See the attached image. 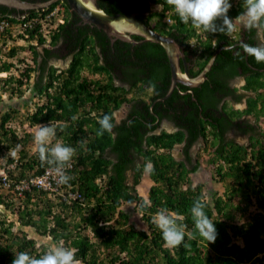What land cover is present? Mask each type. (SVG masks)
<instances>
[{"label": "trees", "instance_id": "obj_1", "mask_svg": "<svg viewBox=\"0 0 264 264\" xmlns=\"http://www.w3.org/2000/svg\"><path fill=\"white\" fill-rule=\"evenodd\" d=\"M99 2L111 14L138 11L140 19L185 44L187 60L194 65L189 68L191 76L199 75L215 50L223 48L203 82L197 86L180 82L168 94L172 72L161 43L113 42L104 30L69 11L65 23L52 34L54 47L43 52L35 48L36 63L21 76L13 73L11 63H4L0 71L9 70L10 75L0 76V98L3 92L23 94L22 87L30 86L36 74L33 85L43 101L26 120L56 128L49 147L59 142L75 149L68 162L72 167L67 168L72 179L64 186L82 198L70 193L64 198L57 191L53 195L34 187L17 204L16 193L1 191L0 264H12L21 251L42 255L52 244L73 249L76 264H264V62L239 48L241 41L255 45L264 39L255 29L242 28L236 37L217 30L204 31V38L200 28L181 22L176 13L172 23L164 21L173 8L166 0ZM158 2L163 3L162 10L152 8ZM242 8L243 0H238L227 15L234 18ZM0 14L18 20L15 9L0 6ZM216 23L219 29L222 18ZM30 31L34 35L35 29ZM53 58L69 64L59 68L51 63ZM241 77L246 79L244 92L231 87ZM247 93L251 95L244 109L234 108L226 99L239 101ZM205 103L213 107L210 112L202 111ZM122 109L128 113L119 119ZM12 111L0 115V158L5 165L17 162V176L29 178L50 166L40 160L38 145L34 151L27 148L34 132L24 128L21 135L17 127L8 125ZM113 113L112 131L97 136L99 118ZM244 114L254 115L255 120H241ZM246 134L249 141L237 139ZM178 146L180 157L174 154ZM197 147L209 152L206 159ZM17 149L18 154L9 155ZM203 163L223 184V191L208 194L205 183L193 179ZM146 169L152 180L147 196L137 188ZM197 198L216 223L215 241L194 235L190 208ZM145 200L151 203L142 207ZM125 204L137 206L146 229L131 222ZM161 209L184 226L185 240L178 246L166 245L152 222ZM20 225L34 228L48 241L39 244L27 231L19 233Z\"/></svg>", "mask_w": 264, "mask_h": 264}, {"label": "clouds", "instance_id": "obj_2", "mask_svg": "<svg viewBox=\"0 0 264 264\" xmlns=\"http://www.w3.org/2000/svg\"><path fill=\"white\" fill-rule=\"evenodd\" d=\"M237 1L238 0H166L173 8L168 9L164 21L172 23L173 14L176 13L181 22L185 24L190 23L193 27L200 28L199 32L203 34L204 38H206V33L204 31L214 33L217 30L227 33L231 37H236L239 33L236 31L238 27L240 30L241 28L245 30L255 29L258 34L264 36V0H243V8L239 14L234 18L229 17L227 13L233 5L237 4ZM55 2L59 3L49 11L50 5ZM55 2L49 5L27 9L0 4V6L15 9L16 14L14 17L18 19L10 21L6 17L2 18L0 14V67L4 63H11V65H13V73L17 76H21L22 71L27 66L36 63V57L33 52L35 48L43 52L46 47H54L51 44L52 34L59 28L60 24L65 23L68 17L67 13L73 11L66 0H58ZM64 2L69 6V10ZM163 6L162 2L152 4V8L155 10H162ZM32 10L37 11V13H33L34 15H32ZM135 12L138 13V11ZM221 18L222 25L218 29L216 22ZM152 27L154 28V26ZM32 28L35 29L34 35L32 31H30L33 30ZM40 38H43V42H41ZM218 48L222 49L223 47ZM239 48L242 49L243 54L246 56L254 58L257 62H264V43L253 45L241 41L239 43ZM13 50H15L14 53L12 52ZM30 57L34 58L35 61H33V63L30 62ZM58 60L63 59L58 58ZM58 60L53 58L51 61L57 63ZM182 73L185 74L183 69ZM9 75V70L0 71V76L6 77ZM188 75L190 77H196L190 74ZM239 79L246 82V79L243 77ZM245 82L243 84H245ZM25 85L28 84L25 83L24 86ZM239 91L244 92L245 90L244 88H240ZM238 105L242 106L239 109H244L245 102L242 101ZM249 116H252V114H248L246 117ZM73 119H75V117H73ZM114 120V113L104 114L99 118V127L96 131V135L103 136L105 132H111L114 127ZM55 135L56 128L54 126L51 124H43L35 132L33 139L38 145L40 160L52 166L58 176L59 183L67 184L72 177L65 171V167L72 159L75 149L71 145L59 142L49 147V141ZM15 154H18L15 150L9 153V155L13 156ZM4 162L3 159L0 160V172L4 170L11 177H20L17 176V173L20 172L17 162L12 161L7 165H5ZM146 168L150 170L152 165L148 163ZM1 191L9 193L6 190H0V192ZM79 195V197L82 198L80 193ZM15 199L18 198L15 197ZM150 203V201L145 200L141 206L147 207ZM205 207V203L200 198H197L192 202L190 214L195 229L194 235L198 234L208 242H211L215 241L217 238L216 223L209 218L205 211ZM152 222L161 230L162 239L166 245L175 247L184 242V226L179 224L174 215L169 214L167 209H161L156 212L152 217ZM12 264H76V260L73 249L64 246H55L49 248L39 256H33L26 251H21L18 254L15 253Z\"/></svg>", "mask_w": 264, "mask_h": 264}, {"label": "water", "instance_id": "obj_3", "mask_svg": "<svg viewBox=\"0 0 264 264\" xmlns=\"http://www.w3.org/2000/svg\"><path fill=\"white\" fill-rule=\"evenodd\" d=\"M58 0H0V4L14 6L16 8H36L49 5ZM71 9L82 18L84 23H89L104 30L113 40L122 39L133 44L143 41H154L161 43L169 57L172 72V84L170 94L178 83L190 86H197L207 77V72L212 68L216 56L221 48H218L207 62L203 71L196 77H190L188 72L182 73L179 41L167 34H164L138 17L137 12L111 14L105 10L99 0H66ZM141 35L142 40L138 41L133 35ZM183 55V53H182ZM185 58V57H184Z\"/></svg>", "mask_w": 264, "mask_h": 264}, {"label": "rangeland", "instance_id": "obj_4", "mask_svg": "<svg viewBox=\"0 0 264 264\" xmlns=\"http://www.w3.org/2000/svg\"><path fill=\"white\" fill-rule=\"evenodd\" d=\"M239 30L240 29L238 27L236 31L239 32ZM236 31H234V32H236ZM260 36L262 39H264V36H262L261 34H260ZM30 59H31L30 62H32V63H33V61H35L34 58H32V57H30ZM62 62H63V60L58 61L56 64L57 65L63 64ZM61 66L63 67L64 65H61ZM61 66H58V67L62 68ZM35 75L36 74H34L32 76L33 82L35 81ZM33 82L30 83L31 84L30 86L25 85L23 87L24 92L21 95L15 94L14 96H12L8 92H3L2 96L0 98V115L3 113H6L7 111H10V110L12 111V109H15V108H17L19 110L18 112L12 111V115H14V118L12 119L11 122L8 123V125H13L14 127H17V129L19 130L21 135L24 134V128H27L28 131H32L35 133L38 130V128L41 126V125H31L26 120L27 115L29 113H32L33 111H35L38 103L43 101V98L37 94L36 89L34 88ZM244 82L245 81L242 79H238L236 81V83H238L240 86ZM124 109H122L121 111H119L117 113L119 119L122 117V115L124 113L123 112ZM249 118L251 120L255 119L254 116H249ZM262 120H264V118ZM22 121H24V122H22ZM0 122H1V118H0ZM261 124L264 127V123L261 122ZM237 139L241 142H244V141L247 142L246 141L247 136H245V137L244 136H240V137L238 136ZM27 146H28L27 148L29 150L34 151L37 147V144L33 140V141H30ZM200 148L201 147H199V148L197 147L196 151H200V156L203 159L204 158L206 159L209 155V152H207L206 150H204V151L200 150ZM15 152L19 153L18 149L15 150ZM174 154L177 157H180L181 151H180L179 146L174 150ZM0 160H2V159H0ZM206 165H207L206 163H203L201 168L198 169L197 172H195L193 174V179L196 182L203 181L206 185V190H207L208 194H210V192L212 190H216V189L223 191V184L221 182H217L216 179L213 178L212 170H210L208 168V166H206ZM130 180H131V182L133 181L132 177L130 178ZM151 184H152V180L150 177H148V170L146 169L144 171V177L142 179V182H141V184L138 185L137 188L141 194L147 196V194H148L147 192H148ZM16 201H17V204L20 203L19 199H17ZM124 208L130 213V220H131V222L136 224L137 227H139L140 229H146L148 227V224L142 219V212L138 210V208L135 204H125ZM16 210H18V208H16ZM16 230H19V233L21 230L27 231L29 236H32V237L34 236L38 239L39 244H43L42 242L46 243L48 241L46 237L41 236L40 234L35 232L34 228H32V227L20 225L19 227L16 228ZM55 246H60V245L52 244V247H55Z\"/></svg>", "mask_w": 264, "mask_h": 264}, {"label": "built area", "instance_id": "obj_5", "mask_svg": "<svg viewBox=\"0 0 264 264\" xmlns=\"http://www.w3.org/2000/svg\"><path fill=\"white\" fill-rule=\"evenodd\" d=\"M72 167L71 164H68L65 167V171L67 172V168ZM31 174V173H30ZM34 187L43 188L45 190L51 191L54 193H61L64 198L69 196V193L72 197H79L80 195H75L68 188L65 189L64 184L59 183L58 176L55 173L52 166L45 168L39 174H31L28 177H11L4 170L0 172V190H6L9 193H16L15 196L20 199L26 190H32ZM65 189V190H64Z\"/></svg>", "mask_w": 264, "mask_h": 264}, {"label": "flooded vegetation", "instance_id": "obj_6", "mask_svg": "<svg viewBox=\"0 0 264 264\" xmlns=\"http://www.w3.org/2000/svg\"><path fill=\"white\" fill-rule=\"evenodd\" d=\"M36 1H39V0H36ZM100 1V0H99ZM78 15V14H77ZM79 16V15H78ZM112 39V38H111ZM116 40V39H115ZM115 40H113L112 39V41L113 42H115ZM180 45H181V47L179 48V50L181 51V53H180V59H181V66H182V69H183V71H185V73L186 72H189V68L190 67H193L194 65H193V63L192 62H190V61H188L187 60V56L190 54V53H188L186 50H187V48H186V46H185V44H182V43H180ZM167 53V52H166ZM182 53H183V55H182ZM168 55V54H167ZM185 57V58H184ZM58 60V59H57ZM58 61H61V60H58ZM51 63H53L52 61H51ZM63 64H59V65H57V66H61V65H64L63 67H66V66H68V64L69 63H67V61H65V60H63V62H62ZM54 64L56 65V63L54 62ZM62 67V66H61ZM189 74V73H188ZM244 78V77H243ZM245 79V78H244ZM246 83V82H245ZM231 87L233 88V87H238L239 89L240 88H243L244 87V84H242L241 86L238 84V83H236V81L235 82H233L232 83V85H231ZM239 92H243V91H239ZM250 95H251V93H247L246 95H245V97L244 98H242L241 100H239V101H237V100H234V99H232V98H230V97H227L226 99H228V100H230V105H233L234 106V108H241L242 106L241 105H238V104H240L242 101H244L245 102V106L243 107V108H245V107H247V105H248V98L250 97ZM225 103V99H223L222 100V102L220 103V110L222 109V107H223V104ZM238 105V106H237ZM211 109H213V107L210 105V103H209V105L207 104V103H205V104H203L202 105V111H205L206 113L207 112H210V110ZM125 113H128V111H125L123 114H125ZM248 114H244L242 117H241V120H243V117H245L246 119H250L249 117H246ZM253 116V115H252ZM255 118V117H254ZM255 120V119H254ZM247 135V139H246V141H249V136H250V134H246Z\"/></svg>", "mask_w": 264, "mask_h": 264}]
</instances>
